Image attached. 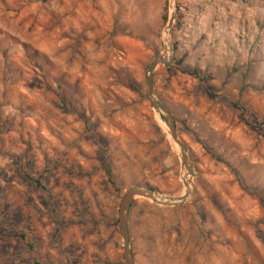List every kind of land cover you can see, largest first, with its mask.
I'll list each match as a JSON object with an SVG mask.
<instances>
[{
  "label": "rangeland",
  "instance_id": "1",
  "mask_svg": "<svg viewBox=\"0 0 264 264\" xmlns=\"http://www.w3.org/2000/svg\"><path fill=\"white\" fill-rule=\"evenodd\" d=\"M169 2L152 92L190 177L144 99ZM186 179L131 202L132 263L264 264V0H0V264H124L123 193Z\"/></svg>",
  "mask_w": 264,
  "mask_h": 264
},
{
  "label": "water",
  "instance_id": "2",
  "mask_svg": "<svg viewBox=\"0 0 264 264\" xmlns=\"http://www.w3.org/2000/svg\"><path fill=\"white\" fill-rule=\"evenodd\" d=\"M168 10H169V14L166 21V25L163 29V34L167 33V31L171 27L173 20V14L171 12L170 2L168 4ZM164 41L165 40L163 39V42ZM165 43L166 45L164 44L165 46L164 52L153 56L148 63L144 76V99L154 111H156L160 116H162L163 121L166 125L167 135L178 149L180 164L182 167H185L186 169L185 176L190 177L191 167L187 162L186 148L177 137L176 129H175V120L171 116V114L165 109V107L160 103V101H158V99L154 97L152 92L151 78L154 67L160 64L168 65L171 62V56H170L171 46L168 41H166ZM181 181L184 189H183V193L178 197L165 196L151 188L138 187V186H132L123 193L117 209V224H118L120 241H121V254L124 264H133L132 255L128 243V230H127V221H126L128 208L131 202L133 201V199L135 197H140L149 200L157 205H162V206L180 204L183 201H185L189 193L188 191L189 179L181 180Z\"/></svg>",
  "mask_w": 264,
  "mask_h": 264
},
{
  "label": "trees",
  "instance_id": "3",
  "mask_svg": "<svg viewBox=\"0 0 264 264\" xmlns=\"http://www.w3.org/2000/svg\"><path fill=\"white\" fill-rule=\"evenodd\" d=\"M177 62H178V64H179V63H180V60H178ZM165 67L168 68L169 66H165ZM184 72H186L188 75L193 76L194 78H196V79L199 80V81H203V80H205V76H203V75H199V73H198L196 70H190V71H184ZM232 105L235 106L234 104H232ZM159 117H160V119L163 121L162 116L159 115ZM100 165H101L102 171H103V173H104V175H105V177H106L107 182H108L112 187H114L115 185H114V181H113V179H112L111 171H110L109 166H108V164H107V162H106V160H105V157H104V155H103L102 150H100ZM129 207H130V206H129ZM33 264H39V263L34 262Z\"/></svg>",
  "mask_w": 264,
  "mask_h": 264
},
{
  "label": "bare ground",
  "instance_id": "4",
  "mask_svg": "<svg viewBox=\"0 0 264 264\" xmlns=\"http://www.w3.org/2000/svg\"><path fill=\"white\" fill-rule=\"evenodd\" d=\"M164 38H165V42L167 41V38H166V33L164 34Z\"/></svg>",
  "mask_w": 264,
  "mask_h": 264
}]
</instances>
